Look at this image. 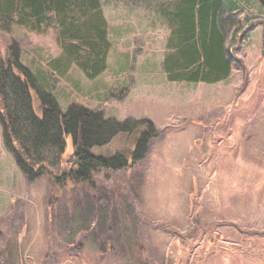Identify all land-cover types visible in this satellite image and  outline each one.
<instances>
[{"label": "rangeland", "instance_id": "obj_1", "mask_svg": "<svg viewBox=\"0 0 264 264\" xmlns=\"http://www.w3.org/2000/svg\"><path fill=\"white\" fill-rule=\"evenodd\" d=\"M242 1L225 29L240 62L213 84L168 81L171 0H101L110 50L95 79L53 67L62 56L54 26L37 33L0 17V62L17 42L63 112L81 105L159 132L142 161L96 174L93 187L64 186L27 181L0 124V264H264V15L257 0ZM33 101L40 112L34 92ZM119 138L129 152L133 138Z\"/></svg>", "mask_w": 264, "mask_h": 264}, {"label": "trees", "instance_id": "obj_2", "mask_svg": "<svg viewBox=\"0 0 264 264\" xmlns=\"http://www.w3.org/2000/svg\"><path fill=\"white\" fill-rule=\"evenodd\" d=\"M258 3L264 15V0ZM238 7L233 0H171V9L162 10L171 27L163 62L168 81L213 84L229 78L240 60L226 48V21ZM0 17L37 33L54 26L62 56L51 63L60 73L76 65L95 79L106 69L110 42L101 0H0ZM19 57L18 43L12 41L0 62V124L4 145L27 181L45 175L49 184L65 186L70 180L93 187L96 174L127 169L147 156L159 135L150 120H106L101 111L81 105L63 112ZM127 95L125 90L109 101ZM120 136L133 138L129 152L117 146L126 140ZM68 139L72 159L57 174L54 166L63 163Z\"/></svg>", "mask_w": 264, "mask_h": 264}, {"label": "crops", "instance_id": "obj_3", "mask_svg": "<svg viewBox=\"0 0 264 264\" xmlns=\"http://www.w3.org/2000/svg\"><path fill=\"white\" fill-rule=\"evenodd\" d=\"M258 1V0H257ZM244 4H248L247 2H246V0H243L242 1ZM258 6H259V8L261 9V7H260V4L258 3ZM261 13H262V11H261ZM262 16H263V14H262ZM264 17V16H263ZM108 31H109V27H108ZM108 35H109V32H108ZM166 53V52H165ZM230 77V76H229Z\"/></svg>", "mask_w": 264, "mask_h": 264}]
</instances>
